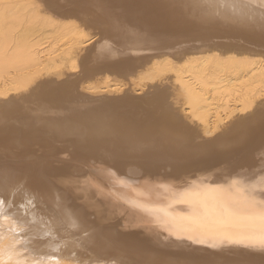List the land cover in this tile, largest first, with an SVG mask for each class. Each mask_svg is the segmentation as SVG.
<instances>
[{
  "label": "bare ground",
  "instance_id": "obj_1",
  "mask_svg": "<svg viewBox=\"0 0 264 264\" xmlns=\"http://www.w3.org/2000/svg\"><path fill=\"white\" fill-rule=\"evenodd\" d=\"M264 0H0V264H264Z\"/></svg>",
  "mask_w": 264,
  "mask_h": 264
},
{
  "label": "snow or ice",
  "instance_id": "obj_2",
  "mask_svg": "<svg viewBox=\"0 0 264 264\" xmlns=\"http://www.w3.org/2000/svg\"><path fill=\"white\" fill-rule=\"evenodd\" d=\"M259 227L262 231H264V212H262L259 216Z\"/></svg>",
  "mask_w": 264,
  "mask_h": 264
}]
</instances>
